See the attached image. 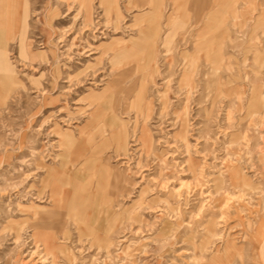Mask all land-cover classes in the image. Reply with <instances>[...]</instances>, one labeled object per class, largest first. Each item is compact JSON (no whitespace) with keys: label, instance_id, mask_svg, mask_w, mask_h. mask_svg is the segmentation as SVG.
Wrapping results in <instances>:
<instances>
[{"label":"rangeland","instance_id":"1","mask_svg":"<svg viewBox=\"0 0 264 264\" xmlns=\"http://www.w3.org/2000/svg\"><path fill=\"white\" fill-rule=\"evenodd\" d=\"M15 1L0 0V51L13 70L0 85V264H264V108L245 116L258 83L250 56L242 61L247 33L232 46L219 39L232 65L222 76L244 93L226 128L228 100L212 102L210 65L200 58L191 93L179 85L182 53L193 50L177 23L166 26L169 0ZM12 4L24 24L7 23ZM142 78L147 119L131 104ZM120 126L124 150L110 138ZM87 157L95 195L71 214L73 199L81 208ZM55 180L56 208L47 194ZM40 220L57 249L47 252L35 235Z\"/></svg>","mask_w":264,"mask_h":264},{"label":"bare ground","instance_id":"2","mask_svg":"<svg viewBox=\"0 0 264 264\" xmlns=\"http://www.w3.org/2000/svg\"><path fill=\"white\" fill-rule=\"evenodd\" d=\"M15 2H18V1H15ZM169 2L171 3L170 5L171 7H169V9L171 8V10L169 13L167 12L168 14L166 17V22H165L166 26H169L170 28V25L177 23L178 28H180L183 31L180 37L181 43L185 46V48H188V46H190L193 50L192 52L184 51V53H182L184 67L181 70V74L178 78L179 85L185 86L187 88V92L191 93L192 89L195 86L194 76H195L197 67L199 65V60L200 58H202V62L206 63L207 65H210V70L208 73L213 74V80H211V82L210 81L208 82V83H212V82L214 83L213 92H212L214 98H212V102H214V100L217 98L228 100L229 108L226 111L227 112L226 126L228 127L226 128L231 127V119L233 118L232 111L234 109L236 111L240 110V108L242 107V98L244 96V93L240 90L239 87L237 86L235 87L231 85L230 77L222 76V73L224 71L226 72L232 69V65L230 64V62H228L231 56L230 55L225 56V54H223L224 45L219 44V39L226 37L227 41L230 44L231 43L233 44L238 40V33L245 31L247 34L245 37V42H244V47H243L244 53H243L242 61L245 64L247 56L248 55L250 56V60H252V65H251L250 70L255 80L258 81V83L252 82L248 88L249 95H248V100L246 102L247 110L245 112V116L246 115L248 116L259 115L261 113V110L264 108V76L261 75L262 72L264 74V3H263V0H169ZM14 9H15V6L13 4L10 6H7V12H6V17L8 19L7 23L8 24L10 23L9 18L12 16L11 22H13L14 24H18V23L24 24V21L22 19H19V17H16L13 14ZM171 14H175L178 17L177 18L175 16L173 17ZM5 25H6V22H5ZM231 33L236 34V35H234L233 37L231 36L232 35ZM1 39L2 37L0 36V42H1ZM24 40H25L24 35H22L20 39L18 40L19 52H21L22 55H25L26 53L25 46H24ZM172 41H173L172 31H168L166 33V39L164 40V44H166L167 49L172 48L171 47ZM201 53H203L202 57H200ZM123 57H129V56L123 55L121 58ZM147 58L148 59L145 61L147 65H149L150 60L154 59L155 57L153 53L150 52ZM12 76H13V70L11 66L9 65L8 61L6 60L4 52L0 51V85L2 87H7V85L10 84L12 81ZM140 80H141L140 88L136 90L135 95H134L135 99L131 104L132 106L134 105V107L137 108L138 110H143V112H145V117L143 118L147 119L149 118L148 116L150 114L151 101L150 100L146 101L145 96H144V91L146 88L145 87L146 80H144V78ZM209 88H210V85H209ZM107 101H109V99ZM114 103L115 102L112 103L111 101V107H109L111 108L110 116L112 117L110 116L108 117L112 118L110 120L111 124L106 123L107 125L110 124L109 125L110 128L115 126L113 122H116V120H118L113 111L112 105ZM109 108L106 107L105 110ZM184 111H185V108H184ZM263 117L264 116H262V119ZM183 119L184 121L183 120L181 121V127H185V124L187 121L185 114H184ZM240 120L241 118H239V121ZM106 121L108 120L106 119ZM82 129L85 130L84 128ZM79 134L81 135L79 136L78 142L80 146H82L86 142V140L82 136L83 134L82 131ZM125 136H126V130L123 129V127L121 126L118 128V131L111 133L110 138L117 144L118 150H124L125 148V146L123 145L124 143L120 144V142L123 140L122 138H124ZM61 137H62L61 142L70 145L71 138L69 134L65 133ZM142 144L146 146L147 141L143 140ZM89 160L90 158L87 157V159L82 161L83 168L80 170L81 173H85L81 177L82 184L79 186V192L82 194L81 195L82 200L79 201L81 203V208L80 209L77 208L78 206L76 205L75 200L73 199L72 201L69 202V204H67L68 207L66 210L71 214L72 213L79 214V215L83 214L84 212L82 211L85 209V205L87 204L86 199H88V197H93V195H95L93 194V192H90L88 188V186L91 185L90 176L92 175L91 171L87 167ZM230 170L232 171V169H229V168L226 169V171L228 172H230ZM231 178L233 179L231 183L234 184L235 186H240L239 189L243 190V192L251 190L252 187H250L251 186L250 184H249L250 186L247 184L246 179L239 181V179L234 178V176H232ZM113 180L115 181L117 180V178L114 177ZM230 181L231 179L229 180V182ZM58 182L60 181L55 180V182L52 184V189L50 190L49 193H47L48 197H50L51 201H53V203L55 204L54 205L55 208L57 206L62 205V196L59 194V189L62 185L58 184ZM246 184L249 187L246 186ZM220 188H222L221 185L217 188V190H219ZM45 193L46 192L39 190V193H37V195L44 197L46 195ZM40 209L37 208V210H40ZM105 210L106 212L109 211L108 209H105ZM211 218L213 217L211 216ZM43 222L44 221L40 220L38 223L34 224V227L37 228L35 235L40 240H42V243L45 245V250H47L48 252V251L53 250L54 248L57 249L58 246L54 247V245L50 244L52 242V237L55 234V231L48 228L49 227L48 225H47L48 227L46 226L48 221L47 223L45 222L43 223ZM205 232L207 234V237L209 234H212V232L214 234V231L212 230L211 226L206 227ZM204 246L205 244L203 242L200 245V249L202 250Z\"/></svg>","mask_w":264,"mask_h":264}]
</instances>
